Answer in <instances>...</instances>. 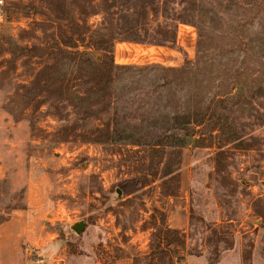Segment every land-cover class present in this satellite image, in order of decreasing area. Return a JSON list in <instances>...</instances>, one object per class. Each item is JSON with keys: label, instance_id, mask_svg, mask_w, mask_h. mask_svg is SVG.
<instances>
[{"label": "rangeland", "instance_id": "374dc122", "mask_svg": "<svg viewBox=\"0 0 264 264\" xmlns=\"http://www.w3.org/2000/svg\"><path fill=\"white\" fill-rule=\"evenodd\" d=\"M105 1L1 0L0 264H264V0Z\"/></svg>", "mask_w": 264, "mask_h": 264}, {"label": "trees", "instance_id": "16d2710c", "mask_svg": "<svg viewBox=\"0 0 264 264\" xmlns=\"http://www.w3.org/2000/svg\"><path fill=\"white\" fill-rule=\"evenodd\" d=\"M66 0H63V9H64V5H67V2H65ZM111 8H113L114 6V2L115 0H108L105 1ZM128 4V3H127ZM125 4V5H127ZM125 5H121L119 8L123 9V15L125 16V13H127L129 10L124 9ZM122 12H119V16ZM123 19V18H122ZM68 26V23L66 24V26H63V64H69L71 65V69H74L75 73H78L76 75L71 74V77H74L76 79H83L84 83H92L91 79H95L96 82H93L92 85H94L93 87L89 88L87 90V92H78L79 94H75L71 97L72 99H83L84 95L87 94L89 95L91 93V91L93 90V88L95 87H99L100 89H98L97 92H100V97L102 98L104 96V94L101 92V90L105 87H101L100 84L101 81L103 79H105V81L103 83H110L112 81V77L110 76L114 70L121 68L117 65L114 64L113 62V58L112 55H110V52H104L103 57H101L100 60L96 61L91 57V53L89 50H91V46H82L79 45V43H83L85 41V39H75L73 38L71 35L70 36H66V31H65V27ZM173 38L171 40V42H173ZM80 46L83 47L84 50H79ZM60 52H62V50H60ZM128 68V67H127ZM89 76V78H87ZM96 77V78H95ZM64 78L65 75H63V82H64ZM76 86V85H75ZM74 86V87H75ZM92 89V90H91ZM75 89H71V88H67L66 90H63V96H65L66 98H63V107L66 106V104L69 101L68 98V94L71 92H74ZM92 93H95L92 91ZM82 141H85L86 138H82ZM119 189L122 192H126L128 190L127 188V184L123 183L120 184Z\"/></svg>", "mask_w": 264, "mask_h": 264}, {"label": "crops", "instance_id": "0c3cea01", "mask_svg": "<svg viewBox=\"0 0 264 264\" xmlns=\"http://www.w3.org/2000/svg\"><path fill=\"white\" fill-rule=\"evenodd\" d=\"M119 48H121V45H118L117 47H115V52L113 54L115 59L124 58V53L121 51L119 52ZM175 61L177 64H179L181 59L178 56H176ZM133 263H134V258L132 257H121L119 259H116L114 262V264H133ZM63 264H66L64 256H63Z\"/></svg>", "mask_w": 264, "mask_h": 264}, {"label": "water", "instance_id": "95a60500", "mask_svg": "<svg viewBox=\"0 0 264 264\" xmlns=\"http://www.w3.org/2000/svg\"><path fill=\"white\" fill-rule=\"evenodd\" d=\"M119 192V191H118ZM77 230L80 231V230H83V225L82 224H78L77 226Z\"/></svg>", "mask_w": 264, "mask_h": 264}, {"label": "built area", "instance_id": "2783aa9c", "mask_svg": "<svg viewBox=\"0 0 264 264\" xmlns=\"http://www.w3.org/2000/svg\"><path fill=\"white\" fill-rule=\"evenodd\" d=\"M0 3H1V0H0Z\"/></svg>", "mask_w": 264, "mask_h": 264}]
</instances>
